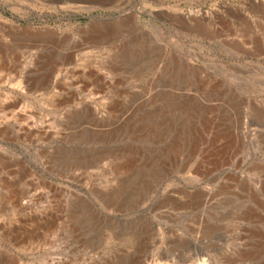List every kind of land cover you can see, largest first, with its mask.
<instances>
[{"label": "rangeland", "instance_id": "obj_1", "mask_svg": "<svg viewBox=\"0 0 264 264\" xmlns=\"http://www.w3.org/2000/svg\"><path fill=\"white\" fill-rule=\"evenodd\" d=\"M199 258L264 264V0H0V264Z\"/></svg>", "mask_w": 264, "mask_h": 264}, {"label": "bare ground", "instance_id": "obj_2", "mask_svg": "<svg viewBox=\"0 0 264 264\" xmlns=\"http://www.w3.org/2000/svg\"><path fill=\"white\" fill-rule=\"evenodd\" d=\"M138 257V256H137ZM204 257V256H203ZM184 259V258H183ZM146 260V259H145ZM184 261V260H183ZM198 261V263L199 264H209V261H207V260H204V259H200L199 258V260H197ZM196 261V262H197ZM185 263V262H184ZM157 264H168V263H161V261H160V263H157ZM172 264H174V263H172ZM227 264V263H226Z\"/></svg>", "mask_w": 264, "mask_h": 264}, {"label": "water", "instance_id": "obj_3", "mask_svg": "<svg viewBox=\"0 0 264 264\" xmlns=\"http://www.w3.org/2000/svg\"><path fill=\"white\" fill-rule=\"evenodd\" d=\"M102 16V14L100 15H95V16H91L90 18H93V19H96V18H100ZM113 17H116V16H113Z\"/></svg>", "mask_w": 264, "mask_h": 264}]
</instances>
